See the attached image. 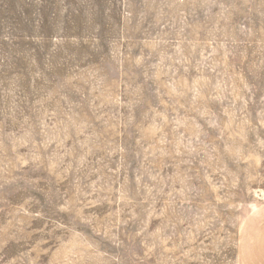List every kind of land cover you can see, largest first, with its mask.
<instances>
[{"label":"rangeland","instance_id":"1","mask_svg":"<svg viewBox=\"0 0 264 264\" xmlns=\"http://www.w3.org/2000/svg\"><path fill=\"white\" fill-rule=\"evenodd\" d=\"M264 207V0H0V264H237Z\"/></svg>","mask_w":264,"mask_h":264},{"label":"crops","instance_id":"2","mask_svg":"<svg viewBox=\"0 0 264 264\" xmlns=\"http://www.w3.org/2000/svg\"><path fill=\"white\" fill-rule=\"evenodd\" d=\"M237 256V264H264V207L243 223Z\"/></svg>","mask_w":264,"mask_h":264}]
</instances>
